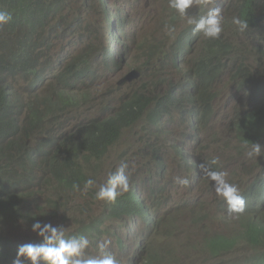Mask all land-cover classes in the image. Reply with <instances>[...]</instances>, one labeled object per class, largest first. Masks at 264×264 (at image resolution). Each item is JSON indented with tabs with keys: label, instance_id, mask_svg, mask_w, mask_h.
Wrapping results in <instances>:
<instances>
[{
	"label": "trees",
	"instance_id": "1",
	"mask_svg": "<svg viewBox=\"0 0 264 264\" xmlns=\"http://www.w3.org/2000/svg\"><path fill=\"white\" fill-rule=\"evenodd\" d=\"M70 1L62 0L57 3L55 0H0V11L12 15L10 23L0 25V264H13L18 247L30 243L26 239L14 240L4 236L2 228L8 221L15 223L22 212L26 211V218L32 217L24 208L30 203L34 205L38 202L36 196L37 193L40 194L42 184H51L54 180L55 190H60L69 197L80 193L87 180L82 173L84 163L104 157L119 141L120 134L134 126L147 112L148 123L155 127L159 123L158 118L170 115L174 107L194 108L201 104L193 101L191 97L204 101L205 105L197 115L196 121L200 129H208L214 116V88L225 73L231 77L230 100H239L229 119L231 134L244 148H249L251 143H259L264 147V48L255 51L258 45L264 47V0H237L231 12L232 18H246L249 30L240 33L231 21L221 37L222 55L219 52L220 44H208L205 48L187 51L182 50L184 47L181 40L177 42L179 45H176L181 49L172 46L168 52L161 51L163 65L171 62L180 76L184 75L185 71H181L179 66L185 67L183 58L189 55V60L185 62L189 67L188 78L185 76L186 80L182 78L178 82H182L183 87H186L189 98L170 90L161 94L155 92L150 98L136 96L122 106L119 114L105 121L93 120L65 131L60 125V117L66 110H80L86 104V100L81 98L80 86L89 80L99 81L98 74L92 72L89 58L81 55L76 59L70 58L69 63L60 65L57 73L49 74L52 75L51 79L53 78L49 95H36L43 91L41 87L48 80L47 70L42 68L39 60L40 51L49 47L51 30L59 32L61 29L60 25L55 23L56 18L63 15ZM83 1L87 8L96 10L92 0ZM86 1H91V4ZM102 5L106 10L104 17H108L111 23L110 33H113L114 37L116 33L112 31L113 23L119 22V26H122L124 20L114 19L110 14L111 8L106 7L103 2ZM62 21L66 30L68 16H62ZM58 39L56 34V40ZM123 48L126 50L127 46L123 45ZM159 51L153 46L148 48V54L153 58ZM111 52L112 50H109V53ZM168 53L171 54L169 58ZM110 61L109 69L118 73L117 58ZM29 77L32 78L31 88L34 91L31 97L33 102L28 104L19 92L14 91L13 82ZM188 79H191L193 89L188 86ZM233 91L241 94L238 100H235ZM156 99L157 101H154ZM151 105L153 108L150 110L148 107ZM185 110L187 111L183 113L188 115L190 111ZM45 121L51 126V129L47 130L48 138L32 147L30 141L33 139L29 135L44 128ZM192 121L191 119L190 123ZM25 138H29L27 143ZM209 141L212 145L211 138ZM251 159L255 168H261L260 162H263L264 156ZM154 165L156 166L155 163ZM198 169L196 164L195 170ZM74 184L79 185L80 190H74ZM128 195L111 207L112 216L122 217L128 213L131 217L137 213L135 204L129 200L133 195ZM91 196L95 203V193ZM91 206L87 207L86 211L91 209ZM261 208L264 212V203ZM153 222V218L148 220V223ZM76 224L80 226L79 233L73 236H80L86 228L81 221ZM143 226L146 228L148 224ZM246 236L247 249H242L245 253L239 258L243 264H264V213L257 226L247 230ZM204 242L199 248H204L200 251L207 255L209 262L239 264L231 256L225 263L218 262L229 254L230 245L227 238L219 236L205 239ZM138 258L140 264H195L193 261H196V253L177 256L176 251L168 250L165 245L160 244L143 254L135 252L133 259ZM21 260L22 264H30V261L24 258Z\"/></svg>",
	"mask_w": 264,
	"mask_h": 264
},
{
	"label": "clouds",
	"instance_id": "2",
	"mask_svg": "<svg viewBox=\"0 0 264 264\" xmlns=\"http://www.w3.org/2000/svg\"><path fill=\"white\" fill-rule=\"evenodd\" d=\"M72 1L75 3L76 0ZM162 1L164 3V11L167 10L169 13L173 14L172 19H163V23L156 29V34L163 35L159 36V38L165 43L159 45L156 41L147 40L142 45V50L135 53L133 56L137 67L135 70H130L126 72L125 76L119 78L117 89L121 92L122 90L125 91L126 88L131 85L134 78L151 74H153L154 81L158 80L155 82L156 85L157 83L164 85L160 81L163 78L160 73L162 70L170 68L177 72L176 78L173 77L174 75L167 74V78L174 81L170 89L175 94L186 95L189 98L186 87H183L182 82L178 83L182 79V77H179L178 70L174 68L171 62L163 65L161 51L168 52L172 46L181 49L177 47L179 44L172 42L173 36L179 26L187 20L188 25L191 27L184 30L180 39L185 38L192 29L193 34L184 42V49L182 50L201 49L205 48L208 44H214V46L220 44L221 49L219 52L222 55L223 48L221 37L227 27L230 26L231 21L229 18H232L231 12L237 0H230L229 6L227 0H217V3L216 0ZM145 2L146 0H131V3H129L127 0H124L126 8L123 11V5H120L121 0H112V4L114 3L113 7L122 9V15H114L116 18H121L124 17L127 12L130 18L131 14L135 13L133 10L136 9V4L139 3L143 6ZM87 3L91 4V1ZM154 3L153 15L159 10L158 0H154ZM83 5L84 2L81 1L79 8L84 9ZM72 10L73 7L71 8V11ZM189 10L191 11V16H188ZM102 12L104 13V10H102ZM174 13H177L181 19L185 20L177 21L178 15ZM165 16L167 15L165 14ZM11 20V13L0 11V25L8 24ZM174 20V25L171 26L168 24ZM102 22L106 24L104 19ZM232 23L240 33H245L249 30V23L246 18L233 16ZM117 24L116 22L113 26L115 25L116 27ZM92 29L95 32L97 31L98 37H100L99 40H103L102 43L112 50L117 58L116 49L120 47L116 44L112 35L113 33H111L109 39L106 40L102 37V30L98 31L99 25ZM113 30L114 29H112V31ZM119 38H121V36ZM151 46L160 50L154 58L148 54V48ZM263 48L264 47L258 45L255 51H259ZM141 57L142 59H140ZM188 60L189 55L183 58L184 63ZM183 65L185 66V64ZM185 67H187L189 71V67ZM180 69L183 72L185 71V76L188 75V71L185 70V68ZM118 70L120 77V75L124 73V70H121L119 65ZM133 72L138 75L131 76L130 74ZM126 81L129 82L119 86ZM189 83L192 86L191 79H189ZM155 92L161 94V92L157 90L148 92L145 86L142 85L137 90L133 91L121 106L136 96L150 98L154 96L153 93ZM193 92H191V95ZM215 93V101H219L220 90L215 88ZM191 99L196 102H201V104L194 108L185 106L174 107L170 115L158 118L159 123L155 127H152L148 123L146 119L147 112L134 126L129 127V131L126 133H129L128 141H134L140 144L138 146L139 150L137 151L138 157L134 156L133 148H129V150L124 153V160H120L115 165V171L108 174L105 183L97 186L95 184V177H91L88 173L89 168L82 172L87 177L84 183V189L90 196L95 193V198L97 200L93 203L94 199L91 196L92 203L88 204L86 208L73 210H78L80 215H87L91 210L95 209L94 205L100 203L102 208L108 211L102 214V220L100 222L93 221L85 225V215V217L79 221L83 222L88 231L85 230L80 236H73L79 233L78 230L80 226L77 224L78 228L73 231H65L63 228L53 227L51 224H44L42 226L40 222L36 221L32 224V231L38 233L39 237L43 238V241L41 240V244L26 243L20 245L17 249L16 259L13 261V264H22L21 258L30 261V264H39V262L41 264H140L141 261H139V258L137 260L133 259L135 252L143 254V252L148 249L151 250L160 244L165 245L169 249L171 246L169 239L175 237L178 232L187 234L186 241L188 244L179 246L182 251L176 248L169 249L176 251L177 256L196 253V250L199 249L202 244H205V239H213L219 236H223L229 241L230 251L225 257L232 256L233 253L236 252H243L242 254H244L245 251L242 249H247V230L253 226L252 220L260 221L264 213L261 208L264 203V171H262L264 163L261 164V168H255L252 165L253 159H251L264 156V148H262L259 143H251L246 153L250 161L247 168L241 169L238 165L234 164L233 171L230 174L226 173V167L219 166V157H215L211 159V161L205 163L202 149L207 140L205 134H207L209 130L200 129L196 121V117L202 112L205 103L193 97H191ZM212 106L214 105L212 104ZM152 108V105L148 107L150 110ZM185 109L190 111L188 115L183 113V111H186ZM49 117H51V114ZM191 119L193 121L190 123ZM165 121L170 124L174 122L178 128V130L174 132L167 133L170 139H173L176 143V147L170 144L169 138L167 139L162 135V133L166 132L163 127ZM45 123L46 121L44 122V126ZM61 125L63 127V124ZM50 129L51 126L49 127V130ZM185 131L187 134L184 133ZM47 138L48 136L44 140ZM31 141L30 144L32 147L43 142L32 143ZM179 149L185 157L190 156L192 158L191 162L197 164L199 169L196 174L193 173V170L196 168H194L192 164L188 166L184 159L180 157ZM168 156L177 158L181 163V169L190 175L188 178L176 177V183L181 186H187L189 191L194 188V186L190 187L193 183H197L202 179V181H199L196 185V187H199L200 182L204 184L205 177L209 179L205 185V197L213 198L211 203L201 201L191 203L190 205H177L176 208H170L167 212L162 211V207L167 206V204L171 202L170 196H177L174 193L180 192L171 190L168 187L169 170L165 162V158ZM158 157H160L161 160H159ZM134 159L141 161L150 159L152 163L156 164L154 170L159 180L166 182L165 185L158 186L148 174L146 177H141L136 183L137 188L135 191L140 194L142 203L149 209V213L154 220L153 223H148V220H146L147 218H145L144 214L139 209L140 207L134 200V197L129 199L135 204L137 209V213H134L132 217H130L128 213H125L122 217H114L111 215L112 206L117 205L127 194L133 195V186L130 176L135 177L133 175L131 163ZM161 163H163V165H161ZM158 171H160L159 174ZM142 179L145 180L146 184L141 182ZM132 180H135V178ZM149 181L153 182V185H150L148 183ZM73 189L78 191L80 190V186L74 184ZM145 189L146 191L142 192ZM189 191L186 192L189 193ZM78 194L79 193L69 197L59 190L53 194V197L55 198V202L64 206L66 200L73 199ZM89 206H91V209L86 211ZM73 210L69 208L65 209L66 212ZM189 215L191 216L189 217ZM56 217H58V212H51L50 220ZM214 220L225 225V233L214 232L212 226ZM111 221H118L121 223V226L114 232L109 230H107V232L100 231V227H103L105 223ZM147 224L148 227L145 228L143 225ZM233 232L236 233L233 234ZM107 235L113 238L112 242L110 239H106ZM156 236H160V241L152 245ZM110 245L111 247H109ZM122 257L126 260L121 261V259H123Z\"/></svg>",
	"mask_w": 264,
	"mask_h": 264
},
{
	"label": "rangeland",
	"instance_id": "3",
	"mask_svg": "<svg viewBox=\"0 0 264 264\" xmlns=\"http://www.w3.org/2000/svg\"><path fill=\"white\" fill-rule=\"evenodd\" d=\"M55 1L58 3L62 0ZM81 1L83 0H76L74 3V1L71 0L69 6H67L66 11L63 13V17L65 16L67 18L68 16V26L66 30H64L65 23L64 21H62V16H58L56 18L55 23L60 25L61 29L59 30V32L50 29L52 31V34L51 40H49L50 44L48 43L49 47L42 49L40 51L39 57L42 68L47 70L46 76L48 75V80L45 81V84H43V86L41 87L43 91H39V93L36 94L40 95L41 97L43 95L47 96L49 95V93H51L50 86L52 85L53 78L51 79L52 75L49 74L57 73L59 66L64 63H69L68 61L70 58L76 59L81 55H83L84 57L87 56V58H89L88 60H90L92 64V72H94L95 75L98 74L99 76L98 82L89 80L84 82L83 86H80L79 88V90L81 91V98L86 100V104H84V106L81 107L80 110L68 109L66 110V113L62 117H60V125L63 124L65 131L72 130L74 127L79 126L81 123L87 124L88 122L93 120H101L102 122L113 115L119 114L122 111L121 105L126 100V98H128L133 91L137 90L142 85L145 86V89L148 92H154L157 90L161 93H164L167 91V88H169V91L170 87L172 86V80L170 78H167V74L174 75V78L177 77V72L168 68L162 70L160 73L161 76H163L161 82L164 85L158 83L156 85L155 82H157L158 80L154 81L153 74H151L148 76L134 78L131 82V85H129L125 91L122 90L121 92L119 91V89H117L119 78H121V76H125L126 72L135 70V68L137 67V64L135 63L133 57L131 58V60L129 59L128 63H126L124 58L126 54L127 56H134L135 53H138L142 50V45L147 40L156 41V43H158L159 45L165 43L162 42L161 38H159V36L163 35L156 34V29L163 23V19H172L173 14L169 13V11L167 10L164 11L165 8L162 0H158L159 10L158 13L154 15L152 14V11L155 7L154 0H146L143 6L137 3L136 9L133 10V12L135 13L131 14L132 17L130 16V18L129 13L126 12L124 18L126 21L129 20L127 24H131V26H126L123 34L119 35L117 26L115 27L118 36H114V39L116 44L121 48L116 49L117 61L121 70H124V73L120 75V77L118 73L109 69V66L111 65L110 60L116 58L115 54L113 52H106V50L109 51L110 49L102 43L103 40H99L100 37H98L97 31L95 32L92 29L93 27L99 25V19L94 18L95 10L93 11L87 8L85 4L83 5L84 9H80L79 4L81 3ZM127 2L131 3V0H127ZM122 3H124V0H121V4ZM229 3L230 0H227L228 6ZM108 4L112 9L111 12H113V4L112 2H110V0H108ZM92 5H94V2H92ZM72 7L73 10L71 11ZM125 8L126 5L123 6V11L125 10ZM165 14L167 16H165ZM229 19L230 21H232V18ZM173 22H175V20L169 22L168 24L172 26L174 25L172 24ZM107 24V28L109 29L110 24ZM190 27L191 26L188 25L187 20H185L175 32L172 42L176 44L178 40H181L180 38L184 30ZM101 30L102 37L106 40L109 39V36L111 35L110 32H106L104 27H101ZM56 34H58L59 36L58 40H56ZM190 34H193V30L187 36H189ZM119 36H121V38L118 41ZM182 39L185 40L186 37ZM123 45L127 46L126 50L123 48ZM170 56L171 54L168 53V58ZM127 65L128 67L125 68V66ZM184 68L185 70H188V68ZM40 71L46 72L44 70ZM182 76L179 77H182L184 79L185 76ZM230 79L231 77L229 76V74L225 73L216 84L215 88L220 90V99L219 101H215L213 113L214 116L212 117L213 119H211L208 125L209 132L205 134V138L207 140L205 142L204 148L202 149L204 162L207 163L211 161V159L219 157V166L226 167L227 174H230L233 171L234 164L238 165L242 169L247 168L250 163L249 157L246 155L249 148H244L242 146L243 144H240L238 141H236L228 127V124L230 122L229 117L232 113V109L239 102L238 99L241 95L240 93L236 94L233 91V93L235 94V100L238 101L234 102L230 100ZM167 82L170 84L167 85ZM31 84L32 78L30 77L21 78L18 81L13 82V89H15L14 91L19 92L22 97L26 99L28 104L33 102L31 97L34 90L31 88ZM191 89H193L192 86ZM154 101H157V99ZM49 127V123L46 122L44 128H41L35 131L33 134L29 135L31 139H33L31 142L34 143L43 141L48 136L47 130H49ZM163 127L166 132L162 133V135L167 139H170L167 133L178 130L174 122H171L170 124L165 121ZM127 131L129 130H124L120 134L119 141L113 147H111V150H109L104 155V157L93 162L83 164V171L89 168L88 173L91 177H95V184L97 186H100L101 184L106 182L108 174L115 171V165L120 160H124V153L127 152L129 148H133L134 156L138 157L137 151L139 150L138 146L140 144L134 141H128L129 133L126 134ZM184 133L187 134L186 131ZM210 138L213 142L212 145L211 141H209ZM28 140L29 138H25L26 143ZM170 144L176 147V143L173 139H170ZM179 155L180 157H184L185 163L190 166L189 164L192 158L190 156L185 157V155L181 153L180 149ZM187 158H189L190 161H188ZM165 162L169 170V189L180 191L179 193H174L178 196V202L190 201L191 203H195L205 201L207 203H211L213 201V198L205 197V185L207 184L209 179L205 177L204 184L200 182V186L197 190H195V186L191 191H189L187 186H181L176 183V177H190L188 173H185L184 170L181 169L182 166L179 160L172 156H168L165 158ZM131 163L133 175L135 176H130V180L134 183L133 187L137 188V181L141 177H146L148 174L150 175V177H152V180H154L158 186L166 184L165 181L159 180V178L157 177L156 171L154 170L156 166L153 165L154 163H152L150 159L144 161L134 159ZM161 165H163V163H161ZM159 173L160 171H158V174ZM193 173L196 174L197 171L193 170ZM133 178H135V180H132ZM141 182L146 184L144 179H142ZM148 183L150 185H153V182L151 181H149ZM42 186L43 187L40 188V194L37 193L36 196V198H38V202H35L34 205L33 203H30L26 208H24V210L30 212V215H32V217L26 218L25 211L22 212L21 217L17 219L15 223L12 221H8L7 225L2 228V234L4 236L14 240L26 239V241L30 243L40 244L41 240L43 241V238L39 237L38 233L32 231V224L36 221L40 222L42 226L44 224H51L53 227L63 228L65 231H73L74 229L78 228L76 223L86 215H80L78 210L86 208L88 204L92 203L90 194L85 189H83L76 197L66 200L65 205L61 206L60 204L55 202V198L53 197V194L59 191L54 189V187L56 186L54 180L51 184H42ZM186 191H189L190 193ZM173 205L174 204H171L168 207H162V211H169V209ZM66 208H69L70 210H78L66 212ZM94 208L95 209L91 210L86 215L85 225L93 221L100 222L102 220V214L108 212L107 209L102 208V205L100 203L94 205ZM51 212H58V217L50 220ZM34 215H36L37 217H33ZM42 216H44L45 219H43ZM120 226L121 223L118 221L107 222L103 227H100L99 225L100 231L102 232H107V230L114 232ZM212 226L214 232L225 233L224 224L214 220L212 222ZM186 236L187 234L178 232L175 237L169 239V243L171 244L169 249L176 248L182 251L179 246L188 244V242L186 241ZM106 239H110L111 242L113 241V238L110 235H107ZM159 241L160 236H156L152 245L159 243ZM109 247H111V245ZM202 249L204 250V248H199L196 250V261L193 262L195 264H214L213 261H208L207 255L200 251ZM242 253L243 252L233 253L231 257L235 258L239 264H243L242 259L239 258ZM229 258L230 257H222L218 262L225 263V261H227ZM122 260H124V258L121 259V261ZM183 264H188V262H184Z\"/></svg>",
	"mask_w": 264,
	"mask_h": 264
},
{
	"label": "bare ground",
	"instance_id": "4",
	"mask_svg": "<svg viewBox=\"0 0 264 264\" xmlns=\"http://www.w3.org/2000/svg\"><path fill=\"white\" fill-rule=\"evenodd\" d=\"M104 4H105V6L106 7H109L110 5L108 4V0H101ZM120 5H126L125 3H122V4H120ZM119 5V6H120ZM112 10V9H111ZM106 11V10H105ZM111 12V11H110ZM111 14V16L115 19L116 17H115V15H114V13L113 12H111L110 13ZM124 21H123V23H122V26H119V22H117L118 24L116 25L117 26V29H118V33H119V35H121V34H123V32H124V29L126 28V26H131V24H127V22L129 21V20H125V18L124 17H121ZM104 20H105V23H109V24H111L110 23V21H109V19H108V17L107 18H105L104 17ZM108 25V24H107ZM107 27V26H106ZM105 28V27H104ZM113 28H114V31H115V33H116V29H115V25L113 26ZM105 30H107V28H105ZM193 30V29H192ZM154 31V30H153ZM106 32H111V26H110V28H109V31H106ZM145 32V31H144ZM111 34V33H110ZM114 36H118L117 35V33L114 35ZM120 37V36H119ZM191 37V34L189 35V36H186V39L185 40H187L188 38H190ZM125 39V38H124ZM185 40L184 39H181V41H182V47H184V42H185ZM118 41H119V38H118ZM177 44V43H176ZM195 56H196V54H195ZM133 57V55H130V56H127V54H126V56L124 57L125 58V61H126V63H128V61H129V59L131 60V58ZM128 67V65L127 66H125V68H127ZM180 67H181V65H180ZM187 68V67H186ZM188 71V70H187ZM119 72V71H118ZM134 74H137V73H135V72H133L132 74H131V76H133ZM166 75V74H165ZM185 76V75H184ZM183 77V76H182ZM185 78V77H184ZM186 78H188L187 76H186ZM186 78H185V80H186ZM165 79V78H164ZM189 80V79H188ZM160 81H162V80H160ZM162 83V82H161ZM168 84H170V83H168L167 82V85ZM154 86V85H153ZM171 86V85H170ZM188 86H190L191 87V85H190V83H188ZM169 89V88H168ZM170 91L172 92V90L170 89ZM179 105V104H178ZM187 111V110H186ZM158 159L159 160H161V158L160 157H158ZM188 159V161H190L189 160V158H187ZM186 159V160H187ZM260 163H264V161L263 162H260ZM190 164H192V166H194V168H196V164H194L193 162H191L190 161ZM135 189H136V187H133V197H134V200L136 201V203H138V206L140 207L139 209L141 210V212L145 215V218L147 217L148 218V220L150 219V218H152L151 217V214L149 213V209L148 208H146L145 206H144V204L142 203V201H141V199H140V194L139 193H137V191H135ZM146 190V189H145ZM145 190H143L142 192H145ZM143 200V199H142ZM49 213V212H48ZM129 216H130V214H129ZM191 215H189V217H190ZM132 217V216H131ZM258 222H259V220H257V221H254V220H252V224H253V226L254 227H256L257 226V224H258ZM236 232H233V234H235ZM233 239H236V238H233ZM169 250V249H168ZM166 253V252H165ZM124 260H126L125 258H124ZM123 261V260H122Z\"/></svg>",
	"mask_w": 264,
	"mask_h": 264
},
{
	"label": "water",
	"instance_id": "5",
	"mask_svg": "<svg viewBox=\"0 0 264 264\" xmlns=\"http://www.w3.org/2000/svg\"><path fill=\"white\" fill-rule=\"evenodd\" d=\"M93 2L95 3V5H96V10H95V14H94V18L95 19H99V30L98 31H100L101 30V27H105V28H107L106 26H107V23L106 24H104L103 22H102V20L104 19V15H105V10H104V8H103V5H102V1L101 0H93ZM110 2H112V0H110ZM113 5H114V3H113ZM112 7V6H111ZM102 10H104V13L102 12ZM113 12H114V14L115 15H122V9H118V8H116V7H113ZM156 13H158V11H156L154 14H156ZM174 14H177V13H174ZM178 15V14H177ZM188 16H191V11L189 10L188 11ZM179 20H185V19H181L180 17H179V15H178V20L177 21H179ZM97 21V20H96ZM175 22H173L172 24H174ZM113 24H115V23H113ZM106 25V26H105ZM106 52H108L109 53V51H107L106 50ZM183 64H185V66H188L186 63H183ZM127 82H129V81H126V82H123V83H121L119 86H122L123 84H125V83H127ZM231 116L232 115H230V117H229V119H231ZM188 137V136H187ZM199 181H202V179H200ZM198 181V182H199ZM197 182V183H198ZM197 183H193L190 187H192V186H196L197 185ZM199 187H196V189L195 190H197ZM194 190V191H195ZM193 191V192H194ZM190 193V192H189ZM170 203H168L167 204V206H165V207H168V206H170L171 204H174L171 208H176L177 207V205H190L191 204V202L190 201H186V202H178V197L177 196H170ZM175 203H177V204H175ZM146 220H148V218L146 219ZM122 258H124V257H122Z\"/></svg>",
	"mask_w": 264,
	"mask_h": 264
}]
</instances>
